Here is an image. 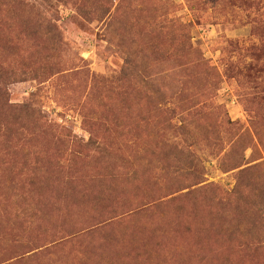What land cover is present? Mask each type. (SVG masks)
Wrapping results in <instances>:
<instances>
[{
	"label": "rangeland",
	"instance_id": "rangeland-1",
	"mask_svg": "<svg viewBox=\"0 0 264 264\" xmlns=\"http://www.w3.org/2000/svg\"><path fill=\"white\" fill-rule=\"evenodd\" d=\"M0 264H264V0H0Z\"/></svg>",
	"mask_w": 264,
	"mask_h": 264
},
{
	"label": "trees",
	"instance_id": "trees-1",
	"mask_svg": "<svg viewBox=\"0 0 264 264\" xmlns=\"http://www.w3.org/2000/svg\"><path fill=\"white\" fill-rule=\"evenodd\" d=\"M241 163H242V158H237V159L235 158L229 161V166L227 167L228 171L238 169L241 166ZM241 172L242 171L238 172V174Z\"/></svg>",
	"mask_w": 264,
	"mask_h": 264
}]
</instances>
